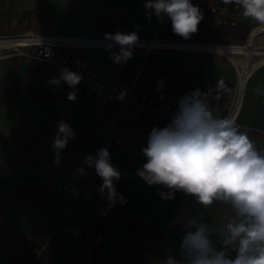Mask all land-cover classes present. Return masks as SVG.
<instances>
[{
	"label": "crops",
	"instance_id": "obj_1",
	"mask_svg": "<svg viewBox=\"0 0 264 264\" xmlns=\"http://www.w3.org/2000/svg\"><path fill=\"white\" fill-rule=\"evenodd\" d=\"M145 4L146 0H91L88 4L83 0H0V35L55 36L59 50L112 79L136 82L142 92L163 85L177 101L172 112L153 122L149 134L153 128L166 127L179 99L199 89L207 95L215 116L226 118L235 108L240 131L264 150V64L247 77L238 96L233 62L240 61V53L164 47L146 53L142 46L132 45L131 57L117 63L111 54L121 46L98 42L110 40L106 34L135 32L137 42L154 36L169 43L237 47L246 43L254 27L264 25L245 17L240 6L235 26L214 28L200 22L197 31L184 38L172 31L170 19H157ZM23 49L33 52L37 46ZM62 69L38 57L0 58V264H76L72 251L80 240L63 228L65 223L85 225L102 235L99 251L104 264H164L169 256L180 258L185 222L199 215L210 225L226 224L235 215L226 204L214 202L205 208L183 191L162 199L159 193L169 190L149 185L138 174L146 157L142 150L135 158L130 156L133 137L124 146L108 148L112 164L137 174L120 173V179L113 180L117 201L112 214L101 217L92 202L76 197L74 186L89 174L86 157L106 148L108 128L122 104L111 101L101 108L98 95L87 94L82 81L74 88L63 80L51 83ZM70 92L75 100L68 99ZM59 121L66 122L75 135L59 150L56 163L52 145ZM128 124L129 117L124 118L121 130ZM93 179L103 184L97 173ZM211 239L220 250V238ZM34 247H40L41 253ZM230 255L234 258L236 253Z\"/></svg>",
	"mask_w": 264,
	"mask_h": 264
},
{
	"label": "clouds",
	"instance_id": "obj_2",
	"mask_svg": "<svg viewBox=\"0 0 264 264\" xmlns=\"http://www.w3.org/2000/svg\"><path fill=\"white\" fill-rule=\"evenodd\" d=\"M235 3L243 8L245 17L264 25V0ZM145 7L154 10L161 21L164 17L170 19L172 31L184 38L197 31L203 18L192 0H146ZM106 39L121 46L118 53L111 54L120 63L131 57V46L138 36L135 32H117L106 34ZM81 79V75L65 68L51 83L58 85L63 80L74 88ZM75 98L74 92L68 94L69 100ZM74 135L66 122H58L52 145L57 153L56 163L59 150ZM142 153L146 163L138 174L149 185L169 190L159 193L162 199H172L176 191H183L205 208L220 202L235 213L226 224L210 225L199 215L185 222L180 258L169 256L164 264H264V150H258L234 120L215 116L206 94L197 89L181 97L171 122L162 129H152ZM85 162L94 165L103 180L101 190L106 188L114 203L113 180L120 179V172L110 163L108 149H100L95 159L87 156ZM120 199L123 201V197ZM214 235L220 238V250L211 239ZM232 251L236 253L234 258Z\"/></svg>",
	"mask_w": 264,
	"mask_h": 264
},
{
	"label": "built area",
	"instance_id": "obj_3",
	"mask_svg": "<svg viewBox=\"0 0 264 264\" xmlns=\"http://www.w3.org/2000/svg\"><path fill=\"white\" fill-rule=\"evenodd\" d=\"M91 0H83L85 4ZM192 3L200 9L202 13L201 23L211 27L219 28L224 24L235 26L237 24V13L240 5L235 3L220 4V0H192ZM113 13H110L112 16ZM103 44H116L113 40L98 41ZM58 38L51 35L34 34L26 37H4L0 35V58L13 55H24L26 57H38L44 61L58 64L72 72L82 76L81 81L86 84L87 94L95 93L99 97L100 107L106 106L111 101H119L122 104L121 112L114 118L108 128V141L106 148L110 145H126L129 138L133 137L134 142L129 145V153L135 158L145 147L148 139L150 127L153 122L163 113H170L174 109L177 96L168 94L163 85L157 84L155 87L142 92L136 82H126L112 79L105 73L98 71L93 65L80 61L75 56L59 50ZM133 45H140L147 53L153 47L180 48L190 52L209 51L224 52L226 50L240 53L241 58L234 60L237 67V95L241 93L243 84L247 77L264 64V26H256L252 29L245 44L230 47L227 45H205L201 43L177 44L156 39L154 36L145 42H135ZM37 46L33 52H28L24 47ZM235 108L230 111L226 118L235 121ZM129 117V124L124 131L121 130V122ZM239 130L241 125L235 121ZM90 155L95 159L97 152ZM111 163V162H110ZM112 164V163H111ZM120 173L126 175H137L125 168L112 164ZM89 174L74 186L76 197H83L92 202L101 217H109L116 205L109 199L108 190H101L102 184L93 179L96 173L95 167L89 166ZM63 228L80 240V245H74L72 258L76 264H104V259L99 251V244L102 235L98 234L85 225H74L65 223ZM36 253H41L40 247H34Z\"/></svg>",
	"mask_w": 264,
	"mask_h": 264
}]
</instances>
